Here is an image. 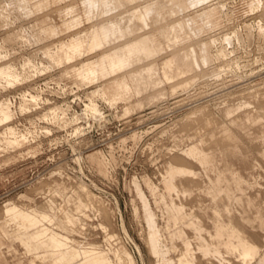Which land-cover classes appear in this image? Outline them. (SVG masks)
<instances>
[{
    "label": "rangeland",
    "instance_id": "374dc122",
    "mask_svg": "<svg viewBox=\"0 0 264 264\" xmlns=\"http://www.w3.org/2000/svg\"><path fill=\"white\" fill-rule=\"evenodd\" d=\"M97 1L99 10L89 16L87 0H0V68L10 66L18 76L0 80V105L7 103L13 111L10 121H0V264H57L56 244L47 240L50 246L45 248L37 242L38 249L30 251L23 242L24 234L48 228L83 248L104 252L114 264H132L131 257L135 264H165L163 240L154 253L146 241L153 230L138 185L170 247L168 257L176 264H181L184 242L191 243L198 264L264 262V257L261 262L257 257L244 263L236 253L224 259L227 251L217 248L214 240L210 246L196 247L187 215L195 213L211 243L216 215L228 220L231 208L236 223L245 226L264 254V120L252 119L257 96L264 105V35L258 32V21L264 23V16H259L253 0H206L196 6L180 0L184 8H176L174 18L164 0L119 1L109 12L102 9L104 0ZM147 5L156 12L144 24L142 16L135 15ZM211 8L216 11L213 24L206 26L199 15ZM185 13L195 19L194 28H203V38L215 39L212 61L202 69L185 64L181 74L167 80L165 63L176 56L182 63L188 51L183 44L196 39ZM180 17L186 27L182 41L175 45L170 27ZM130 19L132 32L104 37L114 23ZM246 23L252 24V33ZM99 31L102 41L93 47L91 41ZM226 35L233 37L230 57L219 51L228 44ZM136 43L138 53L146 52L150 44L155 54L143 61L134 57L117 75L154 58L148 62L157 59L153 77L145 73L148 66L144 65L113 82L107 80L114 75L86 78L103 54L110 64H123ZM141 72L142 84L136 89L134 77ZM151 81L157 86H143ZM230 108L235 112L228 115ZM195 109L193 117H186ZM203 111L217 117V123L208 125ZM12 129L18 142L8 140L15 137ZM177 155L185 158L178 160ZM199 160L213 161L208 172ZM178 163L197 175L178 176L177 187L168 189V171ZM219 175L226 179L222 182L225 196L215 200L207 188L212 185L210 178ZM80 182L107 206L109 219L85 202L77 190ZM185 182L189 191L184 194ZM181 203L184 213L176 219ZM9 204L47 219L24 232L17 218L4 216ZM219 245L225 246L223 241ZM48 249L45 260L39 261L34 252L43 255Z\"/></svg>",
    "mask_w": 264,
    "mask_h": 264
},
{
    "label": "bare ground",
    "instance_id": "6f19581e",
    "mask_svg": "<svg viewBox=\"0 0 264 264\" xmlns=\"http://www.w3.org/2000/svg\"><path fill=\"white\" fill-rule=\"evenodd\" d=\"M119 1L123 2L124 0H104V1H102V9H103V11H105V12L111 11L116 6V2H119ZM164 1L167 2L168 4H170L171 8H169L167 10V12H168V15L173 17V18H174V14L176 13V8H178L180 11L183 10V8H184V6L181 4L180 0H164ZM186 1H187V4L192 5V6H196L197 4H199L201 2H204L206 0H186ZM86 4H87V12H88L89 16L93 15L96 10H99L100 1L87 0ZM252 4H253V6H255L259 10V16L260 17L264 16V0H253ZM209 6H210V4H209ZM204 7H207V6H204ZM131 8H132V6H131ZM200 9H202V8L200 7ZM203 10H204L203 12L200 11L202 13L199 16H200V18L202 19L203 23L206 26H211L213 24V16L216 13V11H215L214 8H211L209 10H205V9H203ZM194 11L196 12V10H194ZM155 12H156V10H155V7L153 5H147V6H145L143 12L137 13L135 16L136 17L137 16H142L143 23L147 24L146 20H147L148 16H151L152 14H155ZM190 13H192V12H190ZM185 16H187V14ZM132 20L133 19H130L129 20L130 22L124 21V23H122V22L114 23L113 26H112L111 32L110 33H104L103 34L104 37H106V38L107 37L118 38L119 36H122L123 34H125L126 31L127 32H132L134 30V26H133V24L131 22ZM186 20H187L188 27L192 31H194L196 39L193 40L190 43H187L185 46L183 44L182 47H187V48H184V49H188V51L184 55V59H186V62L188 64L189 68H192V69H195V68H201L202 69L204 67L206 68V65L210 64V62L212 61L211 60L212 55H211V52H210V48L213 47V44L216 43L215 39H213L212 37L209 40H207L206 38H203L201 36V32H202L203 28H194V24H196V21H195V19L193 17L187 16ZM169 23H170V21H169ZM173 23L174 24L170 27V31H171V33L173 35L171 40L173 41V43L175 45H179L180 41H182V37H183V33L185 32L186 24H184V22L181 19V17L178 18ZM251 26H252V24H250V23H246L245 24V28H247L248 32L250 31L249 33H252L251 32V30H252ZM258 30H259L258 32L260 33V35L263 36L264 35V23L262 22V20L258 21ZM236 35L239 36L238 33H236ZM240 35H241V33H240ZM101 36H102V34H101L100 31L95 34L94 39L91 41L93 47H95V46H97V45H99L101 43V41H102V37ZM249 36H251V34ZM247 37H248V35H247ZM237 38H240V37H237ZM241 38L243 39V37H241ZM225 40L228 41V44L226 43L227 45H222L223 47H220L221 49L219 48L220 49L219 51L225 52V54H226L225 56H229L230 57V55L232 54V50H230L229 44L232 45L233 37L226 35ZM238 40H240V39H238ZM133 46H134L133 50L127 51L126 54L128 56L124 60V62H126V60L132 55V52H137L138 51V49L136 48L137 47V43L134 44ZM182 47L179 48L180 51H182ZM222 55H223V53H222ZM218 56L220 57L221 55H218ZM106 60L108 61V59L105 57L104 61H106ZM111 64H112V67H111ZM111 64L109 63L111 68H114V66H116L115 63L111 62ZM167 74H169V72H167ZM15 79H18V76L14 73V71L12 70V68L10 66L5 67V68H3V67L0 68V80L13 81ZM183 82L187 83L188 80L185 79ZM172 87H173V89H175V87L173 85H172ZM161 89H164V88H161ZM161 89H158V90H161ZM261 93H263V92H261ZM257 97H256V100H257L258 104L256 106V109L253 110V112H255V117H253L252 115L251 116L253 118L251 116L250 117L252 119L256 120V122H260V121L264 120V105L261 104L260 99L259 98L257 99ZM87 106L90 107L91 105L87 104ZM238 107H240V106H238ZM233 108L228 109V112H227L228 115H231L233 112H235V110ZM22 109H24V107H22ZM198 109H195L193 112L187 114L186 117H188V118L193 117V114H195V112H197ZM205 110L207 111V108ZM206 111H203V113L207 114ZM249 115H250V112H249ZM12 117H13V111H12L11 107L9 106V104H7V103L1 104L0 105V121H10L12 119ZM241 117H243V116L241 115ZM250 117L248 118V120L249 119L251 120ZM203 118L205 119V121H206V123L208 125H212V124H216L217 123V117H214V115H213V117L210 114L209 115L208 114L207 115H203ZM238 119H240V115H239ZM254 120L252 121L253 123H254ZM236 121H238V120H235V122ZM239 121H243V119L239 120ZM237 123L239 124V122H237ZM255 124L256 123H254V125ZM10 134L12 136H15L14 138H12V137L8 138L10 143L18 142L17 139H16V133H15V131H13V129H12V131H10ZM177 156H178V160H181L183 158L180 155H177ZM202 156H200V157H202ZM203 157H205V156H203ZM184 163H182V164H184ZM192 179H194V178H192ZM77 185H78V188L77 187L76 188H77V190L80 191V194L84 198L85 202H87L89 206H92V207L98 209L99 211H101L103 213V215L107 219H109L110 218V211L107 208V206L105 207L101 202H99V200L97 199L96 195L94 193H92V191L89 189V187L85 183L80 182V183H77ZM3 212H4V216L7 215L8 219L17 218L16 220L19 222L21 228H23V226L26 227V231L25 232L30 230L29 226H28L29 224H31L30 226L32 228H34V227L38 226V224L41 222V220H38V218L36 216H33V215L25 213V211H22L21 209L18 208V206H15L14 204L6 205V207L3 209ZM237 224H238V222H237ZM13 225H15V223ZM149 227L153 231H151L149 234L146 235V239H147L146 241L148 243V246H149L151 252L154 253V251H156L157 248L162 247V239H161L159 233L156 230L153 229L154 226L152 224ZM48 231L49 230H38L37 232H35L32 235H29L27 237L30 240H36V239H40V238H45L48 235ZM50 234H49V236H50L51 240H53V242L59 248L58 255L55 257L56 262H59V264H114L113 260L107 254H100V253H90L89 254V253H85V252L82 251V252H78V253L76 252L75 255H74V254L71 253V251H69V247H70L69 245L70 244H69L68 240L58 241L57 240V235L55 233H50ZM180 250L183 251L184 249L181 248ZM224 253H225V255H224L225 258L224 259H227L228 256L226 254H229V253H227V252H224ZM210 256H213L214 258H216L217 260L219 259L222 262V259L219 258L218 255L211 254ZM36 257H37V259H39V261L44 260V259L41 258L40 255L36 254ZM43 258H46V256L43 255ZM195 258H196V256H195ZM184 260H185V262L187 264H198L196 259L195 260H189L187 256H185ZM167 264H174V263L173 262H168ZM222 264H223V262H222ZM259 264H264V262L262 261Z\"/></svg>",
    "mask_w": 264,
    "mask_h": 264
},
{
    "label": "crops",
    "instance_id": "0c3cea01",
    "mask_svg": "<svg viewBox=\"0 0 264 264\" xmlns=\"http://www.w3.org/2000/svg\"><path fill=\"white\" fill-rule=\"evenodd\" d=\"M155 54V50H151L150 49V44L147 46L146 48V52H142V53H138V52H134L127 60L126 62H124L123 64L118 63L116 64V66H114V68H111L109 65V61H104V54L102 56L101 61L98 62V65L95 68H89L88 73L86 75V78H94L97 76V74H101L102 76H111L114 75L113 77L111 76L107 81L109 82H113V81H117L119 80V78H123L126 77L129 73L131 72H135V71H139L141 69H144V65L148 66L145 70L147 74L152 75V77L155 75L156 71L154 69V64L156 63L157 59L155 62L153 63H148L151 62L152 59H150L149 61H147L145 64H141L142 66L140 67V65L135 68L134 70H126L123 72V74L121 76H118L117 73L118 71H120L121 69H125L127 68L131 63H132V59L134 57L138 58V60H146L149 59L150 57H153V55ZM180 58V57H179ZM185 64H187L186 59L182 58V63L178 61V56L174 57L173 59L167 61L164 65V79L170 80L172 78H176L179 74H181L182 71H184V66ZM173 65V66H172ZM188 65V64H187ZM155 72V73H154ZM167 72H169V74H167ZM144 73L142 74V72L139 75H136L134 77V82H135V87L136 89H139L141 84H142V78H143ZM161 82V81H160ZM159 83V82H158ZM145 88H150V87H155L157 86V83L154 82H146L143 85ZM95 104V103H92ZM96 105V104H95ZM97 106V105H96ZM98 107V106H97ZM189 159H196V158H189ZM198 160V159H197ZM200 162V160H199ZM201 163V162H200ZM179 165H176L174 167H171L170 170L168 171V175L165 179V186L168 189H173L177 187V177L178 176H196L197 172L192 169V168H188L185 165H182L181 163H178ZM202 164V163H201ZM204 164L208 166V168L204 167ZM202 164L203 168L208 172L209 169L211 168V165H213V161L211 162H206ZM212 181V185L209 186L207 189L209 191V193L214 197L215 200L218 199L219 196L224 197L225 195L223 194L224 191V187H223V183L226 179L222 178L221 175H219L217 178H210ZM241 179V177L238 178V180ZM240 184V181L238 182V185ZM187 183H184V187L182 186V192L185 194L186 192L189 191V188H186ZM190 186H193V184H190ZM138 191L140 192V194L144 197L145 200V205L146 208L148 210V225L150 226L151 224L154 226L155 230L159 233V235L161 236L162 240H163V253L162 255V261L165 262V264H167L168 262H173L174 264H176V262L168 257V253L170 250V247L168 246V244L165 242L160 229L157 226V221L155 218V214L152 212V210L150 209V204L148 203V201L145 198V193L144 191L141 189V187L138 185ZM184 204L181 203L178 205V210H177V214H176V219H179L182 216L183 209H184ZM187 215L190 216L191 218V222H190V226L191 228L194 230V243L197 247V243L200 244H204V246H210L212 244V241H215V244L217 245V248L219 249H224L225 251H227L228 253H236L238 254L242 260L244 261V263H247L248 261H252L253 259H256L257 257H259V262H261L262 258L264 257V254H262V246L259 244H257L256 242H253L250 235L248 234V231L246 230L245 226L241 224V222L238 221V224L236 223L235 219L233 216H231V208L229 209V213L228 215V220L222 217V214H217L214 220V231L210 232V238H211V243L209 241H207V237H204V234L202 233V230H204L203 225L200 224V220L198 219V217L195 215V213L193 212H187ZM184 216V215H183ZM38 220H41V222L45 219H47L46 216L43 217V219H40L39 217H37ZM40 222V223H41ZM52 222V220H51ZM39 223V224H40ZM240 223V224H239ZM38 224V226H40ZM31 224H29V229H32V227L30 226ZM36 226V227H38ZM24 232L26 231V227L23 226ZM40 230H49L48 231V235L45 238H40V239H36V240H30L27 235L24 234V240L23 242L25 243V247L30 250V251H34L35 249L37 250L38 247L34 246V243L40 242L42 244V247L48 248L50 246V244L47 242V240H49L50 242H52L53 244H55L53 242V240H51L49 234L50 233H55L57 235V240L58 241H65L68 240L69 242V251H71L72 254L75 255V253L77 252H85V253H97L96 250L94 249H87V248H83L81 247V245H77L70 237L67 236H63L61 235L59 232L55 231L53 228H48V229H40ZM51 235V234H50ZM223 241L224 243V247H221L219 245V242ZM184 250L181 251V264H187L185 262V256L188 257L189 260H192V258H195V254L192 253L190 251L191 249V243L189 242H184ZM59 250V248H58ZM207 250L206 248L202 249V251ZM50 250L48 249L46 251V253H44L43 255L47 256L48 252ZM37 253V255H40L39 252H34ZM100 254H105L104 252H99ZM43 255H40L42 259L45 260V258H43ZM195 255V256H194ZM133 256V255H132ZM56 257V256H55ZM54 257V259H55ZM110 257V256H109ZM196 259V258H195ZM194 259V260H195ZM132 260V264H135V259L134 257H131ZM161 260V259H160ZM57 264H59V262H56Z\"/></svg>",
    "mask_w": 264,
    "mask_h": 264
}]
</instances>
